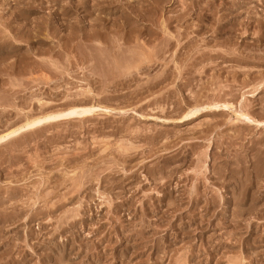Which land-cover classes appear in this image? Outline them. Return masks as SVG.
Instances as JSON below:
<instances>
[{
    "label": "rangeland",
    "instance_id": "374dc122",
    "mask_svg": "<svg viewBox=\"0 0 264 264\" xmlns=\"http://www.w3.org/2000/svg\"><path fill=\"white\" fill-rule=\"evenodd\" d=\"M4 136L0 264H264V0H0Z\"/></svg>",
    "mask_w": 264,
    "mask_h": 264
},
{
    "label": "bare ground",
    "instance_id": "6f19581e",
    "mask_svg": "<svg viewBox=\"0 0 264 264\" xmlns=\"http://www.w3.org/2000/svg\"><path fill=\"white\" fill-rule=\"evenodd\" d=\"M132 33V32H131ZM178 46V45H177ZM135 54V53H134ZM206 54V53H205ZM198 56V55H197ZM206 59V58H205ZM120 60V59H119ZM122 62V61H121ZM81 63V62H80ZM192 68V67H191ZM249 71V70H248ZM117 76V75H116ZM58 79V78H57ZM248 79V78H247ZM52 83V82H51ZM163 83V82H162ZM55 84V83H54ZM198 86V85H197ZM262 87V86H261ZM230 88V87H229ZM258 88V87H257ZM259 89V88H258ZM217 90V89H216ZM260 91V90H259ZM195 93V92H194ZM197 93V92H196ZM193 95V94H192ZM218 96V95H217ZM97 97V96H96ZM79 98V97H78ZM246 99V98H245ZM227 104H229V103H222V104H213L212 105V107H227L228 105ZM230 105V104H229ZM97 108H95V107H92V108H87V109H82V110H77V111H73V112H71V113H66V114H63V115H61V114H58V115H53V114H50V115H47L46 117H45V119H43V120H46L45 122H43V120L42 121H39V122H36V123H27L23 128H24V130H27V128H31L32 130L31 131H35L34 130V127L35 126H33L34 124H41V126H39L37 129H39V128H42L43 126H45V125H48V124H51V125H53V123H57V118L58 117H67V116H75V115H77V116H81V118L83 119V117L85 116V115H91V114H94V112H96L95 110H96ZM219 109V108H218ZM108 110V109H107ZM215 110H216V108H215ZM101 111V110H100ZM99 111V112H100ZM102 112V111H101ZM190 112H191V115H193V114H195V113H197L198 111L196 110V109H191L190 110ZM236 113V112H235ZM237 114V113H236ZM246 114V113H245ZM244 117H245V119L247 120V122H257V120H254V119H251L248 115H244ZM260 123V122H259ZM50 125V126H51ZM40 130V129H39ZM31 131H29V132H31ZM21 139V138H20ZM6 140V136H4V137H1L0 138V141H5ZM64 160V159H63ZM244 161V160H243ZM66 174V173H65ZM214 174V173H213ZM222 175V174H221ZM66 176V175H65ZM221 177V176H220ZM206 179V178H205ZM74 181V180H73ZM260 182V181H259ZM195 190V189H194ZM197 193V192H196ZM195 193V194H196ZM193 194V193H192ZM198 194V193H197ZM200 194V193H199ZM192 196H195V195H192ZM191 196V197H192ZM197 196V195H196ZM83 197V196H82ZM193 198V197H192ZM198 198V197H197ZM194 199V198H193ZM194 200H196V199H194ZM188 201V200H187ZM198 207V206H197ZM197 209V208H196ZM158 246V245H157ZM7 258V257H6ZM13 258V257H12ZM12 262V261H11ZM15 262V261H14ZM4 264H11L10 262H5ZM15 264V263H14Z\"/></svg>",
    "mask_w": 264,
    "mask_h": 264
}]
</instances>
